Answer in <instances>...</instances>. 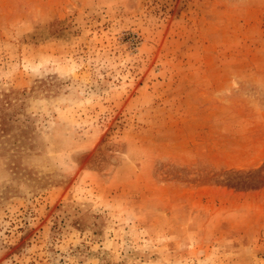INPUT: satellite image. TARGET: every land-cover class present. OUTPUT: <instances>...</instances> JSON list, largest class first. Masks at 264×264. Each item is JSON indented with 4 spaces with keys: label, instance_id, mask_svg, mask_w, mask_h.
<instances>
[{
    "label": "rangeland",
    "instance_id": "374dc122",
    "mask_svg": "<svg viewBox=\"0 0 264 264\" xmlns=\"http://www.w3.org/2000/svg\"><path fill=\"white\" fill-rule=\"evenodd\" d=\"M0 264H264V0H0Z\"/></svg>",
    "mask_w": 264,
    "mask_h": 264
}]
</instances>
